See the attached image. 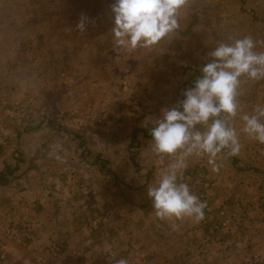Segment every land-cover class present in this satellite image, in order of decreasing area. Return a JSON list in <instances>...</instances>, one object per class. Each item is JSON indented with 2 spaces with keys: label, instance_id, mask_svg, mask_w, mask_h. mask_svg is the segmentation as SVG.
I'll return each mask as SVG.
<instances>
[{
  "label": "rangeland",
  "instance_id": "obj_1",
  "mask_svg": "<svg viewBox=\"0 0 264 264\" xmlns=\"http://www.w3.org/2000/svg\"><path fill=\"white\" fill-rule=\"evenodd\" d=\"M113 3L0 0V137L5 131L18 134L16 155L8 162L22 167L26 142L45 141L44 150L57 145L64 154L46 150L40 162L66 168L60 178L77 181L74 198L81 202L84 223L116 234L119 253H128L125 246L136 239L141 245L134 254L140 258L157 229L164 243L175 242L180 234L184 244L200 228L202 249L188 252L184 247L181 259L207 254L213 261L264 264V144L241 132L240 153L225 159L219 172L212 171L207 157L190 158L182 180L206 201L205 218L199 223L162 221L147 188L173 161L152 153V125L143 126L147 118L159 117L162 108L184 99L189 78L211 61L208 53L219 42L250 35L263 43L258 50L262 45L264 51V0H189L173 34L154 49L133 54L114 49ZM82 15L89 18L83 33L75 27ZM240 92L243 112L251 114L257 104L264 105V80L244 79ZM54 118L67 123L50 125ZM34 119L39 123L31 128L27 123ZM235 123L239 131L243 122L237 118ZM237 166L242 176L236 175ZM253 183L258 184L255 189ZM203 226L210 229L209 236ZM233 228L240 230L244 250L234 247ZM203 241L212 242L206 247L209 253L203 252ZM65 254L53 243H37L18 219L0 221V264L13 256H27L33 264H99L79 249ZM166 256L171 258L167 248Z\"/></svg>",
  "mask_w": 264,
  "mask_h": 264
},
{
  "label": "clouds",
  "instance_id": "obj_2",
  "mask_svg": "<svg viewBox=\"0 0 264 264\" xmlns=\"http://www.w3.org/2000/svg\"><path fill=\"white\" fill-rule=\"evenodd\" d=\"M189 0H114L111 28L114 49L126 54L150 50L173 34ZM89 18L82 15L76 29L83 33ZM71 31V28L66 29ZM250 35L230 37L208 53L212 57L201 68L192 87L183 92L184 99L175 106L161 109V115L147 118L152 153L161 160H171L147 196L156 218L162 221L185 219L199 223L205 218L206 201H202L183 182L190 158L207 157L213 172L223 161L241 151L240 134L264 144V105L257 104L252 113L243 112L241 85L264 80V51ZM243 78V79H242ZM243 122L238 131L236 119ZM117 264H128L121 258Z\"/></svg>",
  "mask_w": 264,
  "mask_h": 264
},
{
  "label": "crops",
  "instance_id": "obj_3",
  "mask_svg": "<svg viewBox=\"0 0 264 264\" xmlns=\"http://www.w3.org/2000/svg\"><path fill=\"white\" fill-rule=\"evenodd\" d=\"M252 37L257 40L256 37ZM260 43L263 44L262 42ZM260 51H262V45ZM60 122L67 123L65 119L54 118L50 125ZM38 123L39 121L37 122L34 119L33 121H29L27 125L34 128L32 125L37 127ZM24 124L26 123L24 122ZM50 125L48 124V126ZM17 138L18 134L11 131L2 132L0 137V221L18 219L25 225L30 236L37 243L44 245L53 243L64 250L65 255H68L67 252L72 249H79L85 255H89L90 253V256L94 260L97 259L99 264H115L121 258L126 259L128 264H164L165 260L166 263L171 261L170 264H234L231 263L232 260L229 258L228 260L219 259L213 261L206 257L207 254H204L203 258L200 257L201 255H197L191 259H189V256L188 258L181 259V250L184 247H187L188 252L196 250V248L202 249L198 242L201 233L200 228H196V232L192 231L194 233L192 239L184 244H181L180 234L176 235L175 242L172 239L171 243H164V239L160 236L161 234L159 232L161 230L157 229L154 230L156 233L155 239L147 244L148 248H141L140 258L135 257L134 254V248L137 245H141L138 243L140 241L136 239H133V242L125 246V249L129 248L128 253L125 251L123 254L119 253L120 246L117 243L118 238L116 234L105 231L103 228H91L88 223H84L83 216H81L82 214L80 212L81 202L76 201L74 198L77 188H79L76 185L77 181L70 178H60V175L66 171V168L61 169L51 164L48 165L46 164L47 160L44 161L45 164L40 162L42 156L46 154V150H48L47 154L55 156H62L64 151H60L61 149L59 147L57 148L55 144H50L44 150L43 144L46 146L45 141L43 143L34 141L29 145L26 142L23 144L22 149L25 163L22 167L17 168V165L12 164L13 162H8L13 158V155H16L12 151L13 145L17 142ZM238 168L239 166L235 168L237 169L235 170L236 175L240 176L241 174L242 176L243 171H241V168ZM240 185L247 188L248 183ZM250 185L254 189L255 186H258L255 183ZM21 195H24V197ZM261 200L264 202V198H261ZM204 231L208 236L211 233L210 229H207V226H203ZM230 231L236 237L232 239L234 247L236 246L240 250H244L239 244V240L241 239H239L240 230L233 228ZM262 231L264 236V230ZM259 232L261 235V231ZM203 236L205 237L206 235L203 234ZM172 237H174V233H172ZM207 243L203 245V252L209 253L210 249H206V247L207 245H211L212 242ZM132 246L133 248H131ZM103 247L106 249V252L102 250ZM166 248L171 250L170 259L168 256L164 257V250ZM253 248L257 247H250V250L254 251ZM7 262H1V264L34 263L27 256H13L8 258ZM37 264L49 263L38 262Z\"/></svg>",
  "mask_w": 264,
  "mask_h": 264
},
{
  "label": "trees",
  "instance_id": "obj_4",
  "mask_svg": "<svg viewBox=\"0 0 264 264\" xmlns=\"http://www.w3.org/2000/svg\"><path fill=\"white\" fill-rule=\"evenodd\" d=\"M200 75H201V71L196 72L195 75L193 74V75L189 78V80H188V84H187V85H189V86L192 87L194 81H195L196 78H198Z\"/></svg>",
  "mask_w": 264,
  "mask_h": 264
}]
</instances>
